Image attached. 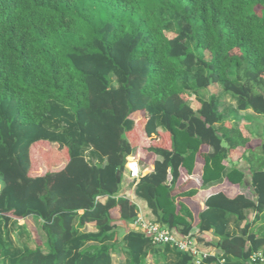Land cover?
<instances>
[{"label":"trees","instance_id":"obj_1","mask_svg":"<svg viewBox=\"0 0 264 264\" xmlns=\"http://www.w3.org/2000/svg\"><path fill=\"white\" fill-rule=\"evenodd\" d=\"M212 85L264 117V0H0V229L38 219L46 248L10 253L0 238V262L113 264L122 228L126 264H194L128 229L138 208L123 195L132 183L120 185L139 152L159 158L133 185L156 223L210 232L216 253L201 264H259L264 139L253 128L254 147L225 120L217 95L197 97ZM239 148L251 197L228 162ZM216 186L195 209L198 190Z\"/></svg>","mask_w":264,"mask_h":264},{"label":"rangeland","instance_id":"obj_2","mask_svg":"<svg viewBox=\"0 0 264 264\" xmlns=\"http://www.w3.org/2000/svg\"><path fill=\"white\" fill-rule=\"evenodd\" d=\"M209 95H217L220 97L218 111L225 120L231 121L234 125L245 122L246 125L242 128L245 131H249L255 127H258L260 130L264 128V117L254 115L250 111L245 113L237 111L235 100L230 96L223 95L220 89L216 86H210L205 91H200L197 94V97L200 99H207ZM189 104L194 107L198 105V102L194 97H192L189 101ZM90 152V150H86L84 155L89 157ZM132 157H134L137 161L140 176L149 171L154 156H147L136 152V154ZM38 166V172L39 174H42L45 169L40 161H38ZM59 168L60 166L55 169ZM125 175L126 171H124V175L122 177V183L120 185L121 189L125 188L126 185L127 177ZM131 188H133V184H128L126 189L129 190ZM124 194L125 192L123 195ZM122 231H124V229L120 228L118 231L119 234L117 236V241L115 243L110 242V252L113 264H126L127 256L124 253L123 245L121 243ZM0 238L10 253L22 252L24 249L29 248L33 244V240L35 242H41L43 244V251L46 252L44 245L45 238L41 232V222L35 218H28L25 220L12 222L7 229H0ZM0 264H9V262L1 261ZM146 264H162V261L158 259L156 262L151 257H148Z\"/></svg>","mask_w":264,"mask_h":264},{"label":"crops","instance_id":"obj_3","mask_svg":"<svg viewBox=\"0 0 264 264\" xmlns=\"http://www.w3.org/2000/svg\"><path fill=\"white\" fill-rule=\"evenodd\" d=\"M215 86V85H212ZM198 106V105H197ZM194 106V107H197ZM245 113V112H244ZM232 126H238L241 129L243 127H245V122H241L238 125H234L231 121L227 120ZM243 130V129H242ZM251 130L250 129L247 133V131L243 130L245 136L249 137L251 141H254V147L259 145V141L257 140L256 137H253L251 135ZM262 133V137L264 139V128H262L260 130ZM257 141V143H256ZM239 153H237L236 155H234V157L232 158L231 161H228L230 166H234L236 167L238 170H240L243 174H244V182L242 184V186L240 188H238V191L240 194H243L247 197H251V187H250V172H249V168L248 165L245 161L238 159L239 154L243 152V150L241 148L238 149ZM147 156H154V155H147ZM159 160L158 157L154 156L153 160H152V164L151 167L149 169V171H147L146 173L151 172L152 170V165L153 162ZM197 173H199V165H197L196 170ZM144 173V174H146ZM219 186L210 188L209 190H198V193L196 194V196L191 200L193 206L195 207V209L197 210H201L203 205L202 202L205 199V197H207V195H209L211 192H213V190H216ZM134 188V186H133ZM133 188L129 189V190H125V194L124 196L129 198L131 200V202H133L136 207L138 208V216L143 217L146 221H150V222H155L153 216L151 215L150 211L147 209L145 202H143L142 200L138 199L134 193H133ZM254 218V214L252 212L248 213L247 215V223H251L252 220ZM19 221V220H18ZM117 224V223H116ZM262 225L261 222H259L256 225V229ZM116 226L118 227H122L120 223H118ZM84 231L86 232H94V227L93 224H88L86 225L84 228ZM196 243L198 244V246L200 247L201 250L214 255L216 253V249L214 248V246L212 245V243H215L217 240L215 237H213V235L210 232H205V233H201V234H197L196 237L194 238Z\"/></svg>","mask_w":264,"mask_h":264},{"label":"built area","instance_id":"obj_4","mask_svg":"<svg viewBox=\"0 0 264 264\" xmlns=\"http://www.w3.org/2000/svg\"><path fill=\"white\" fill-rule=\"evenodd\" d=\"M127 179L134 185L140 175L137 161L134 157H127L125 163ZM128 229L149 237L154 246L168 245L180 252L188 253L194 258V264H201L202 259L213 256L200 249L194 238L179 236L174 231H170L156 222L146 221L143 217L137 216L129 225ZM249 261L252 263L264 264V256L261 252L250 255ZM223 264V261L220 262Z\"/></svg>","mask_w":264,"mask_h":264},{"label":"water","instance_id":"obj_5","mask_svg":"<svg viewBox=\"0 0 264 264\" xmlns=\"http://www.w3.org/2000/svg\"><path fill=\"white\" fill-rule=\"evenodd\" d=\"M120 176H121L120 172H117L116 173V181H117V183H120Z\"/></svg>","mask_w":264,"mask_h":264}]
</instances>
